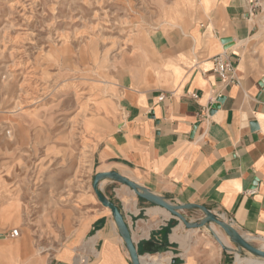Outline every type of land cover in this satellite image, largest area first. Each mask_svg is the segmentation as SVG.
<instances>
[{
	"label": "crops",
	"instance_id": "0c3cea01",
	"mask_svg": "<svg viewBox=\"0 0 264 264\" xmlns=\"http://www.w3.org/2000/svg\"><path fill=\"white\" fill-rule=\"evenodd\" d=\"M200 4L201 24L149 41L143 54L122 63L133 83L151 75V87H126L116 127L95 151L91 177L116 170L174 203L204 204L263 247L264 71L245 46L257 20L249 0ZM223 52L238 83L214 70L213 57ZM17 127L13 138L27 145V127ZM101 188L122 211L142 264H256L247 252L242 262L234 261L236 253L222 249L207 229L187 227L123 183L106 179ZM0 202V264H131L111 211L100 202L86 209L85 226L61 245L46 246L23 224L18 196ZM184 214L191 220L204 216L198 209ZM17 225L20 235L12 238Z\"/></svg>",
	"mask_w": 264,
	"mask_h": 264
},
{
	"label": "rangeland",
	"instance_id": "374dc122",
	"mask_svg": "<svg viewBox=\"0 0 264 264\" xmlns=\"http://www.w3.org/2000/svg\"><path fill=\"white\" fill-rule=\"evenodd\" d=\"M250 4L257 27L245 46L264 71V0ZM203 19L200 0H0V197L20 198L23 224L45 246L89 221L97 146L126 87H151L122 63ZM18 122L27 145L13 138Z\"/></svg>",
	"mask_w": 264,
	"mask_h": 264
},
{
	"label": "water",
	"instance_id": "95a60500",
	"mask_svg": "<svg viewBox=\"0 0 264 264\" xmlns=\"http://www.w3.org/2000/svg\"><path fill=\"white\" fill-rule=\"evenodd\" d=\"M230 41V38H223L222 40L223 43H229ZM106 179L117 181L129 186L140 197L167 209L171 214L181 219L189 228H200L202 230L207 229L209 233L215 237L224 250H232L236 253V256L233 258L234 261L236 260L237 256H242L246 252H249L254 259L259 260L257 264H264V247L256 246L251 243L233 224L229 223L222 215H219L208 206L199 203H174L168 200L166 197L155 193L146 186L121 174L116 170L98 171L95 173L93 178V190L96 193L100 203L110 209L118 231L129 251L131 264H142L141 257L137 252L135 243L133 242L131 230L125 221L122 211L118 205L102 191L101 183ZM192 209L201 210L204 216L197 220L189 219L184 214V211ZM213 224L219 226L225 232L229 241L234 244L235 247H232L224 242L223 238L216 231V227H214Z\"/></svg>",
	"mask_w": 264,
	"mask_h": 264
},
{
	"label": "built area",
	"instance_id": "2783aa9c",
	"mask_svg": "<svg viewBox=\"0 0 264 264\" xmlns=\"http://www.w3.org/2000/svg\"><path fill=\"white\" fill-rule=\"evenodd\" d=\"M252 2V0H249ZM253 8V7H252ZM214 70L227 82H236L238 79L235 76V66L233 61L226 53H219L213 57ZM229 223L233 224L232 220H227ZM12 238L18 237L20 231L18 228L12 229L9 233Z\"/></svg>",
	"mask_w": 264,
	"mask_h": 264
},
{
	"label": "bare ground",
	"instance_id": "6f19581e",
	"mask_svg": "<svg viewBox=\"0 0 264 264\" xmlns=\"http://www.w3.org/2000/svg\"><path fill=\"white\" fill-rule=\"evenodd\" d=\"M125 63H126V62H125ZM107 208H108V207H107ZM226 219H227V218H226ZM216 231L219 232V229L216 228ZM224 238H225V237H224ZM225 240H226V239H225ZM263 247H264V245H263ZM241 259H245V258H244V257L237 256V257H236V262H239V263L242 262ZM251 261H254V262L257 264L259 260H258V259H251Z\"/></svg>",
	"mask_w": 264,
	"mask_h": 264
}]
</instances>
